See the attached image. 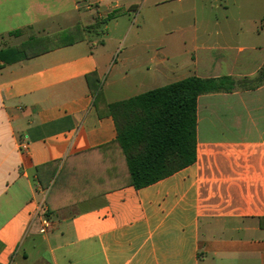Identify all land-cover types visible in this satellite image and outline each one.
<instances>
[{"label":"crops","instance_id":"1","mask_svg":"<svg viewBox=\"0 0 264 264\" xmlns=\"http://www.w3.org/2000/svg\"><path fill=\"white\" fill-rule=\"evenodd\" d=\"M2 50L0 264H264V0H0ZM190 77L235 88L137 189L108 105Z\"/></svg>","mask_w":264,"mask_h":264},{"label":"trees","instance_id":"2","mask_svg":"<svg viewBox=\"0 0 264 264\" xmlns=\"http://www.w3.org/2000/svg\"><path fill=\"white\" fill-rule=\"evenodd\" d=\"M55 38L32 40L39 47L34 53H29L27 43L15 51L23 50L24 58H28L50 50L49 43ZM9 51H0V60L9 62L5 57ZM87 79L91 91L99 95L100 85L93 86L89 76ZM263 81L264 66L258 84ZM234 88L230 77H190L108 105L117 130L115 144L125 159L127 182L139 189L192 165L196 159L198 96Z\"/></svg>","mask_w":264,"mask_h":264},{"label":"rangeland","instance_id":"3","mask_svg":"<svg viewBox=\"0 0 264 264\" xmlns=\"http://www.w3.org/2000/svg\"><path fill=\"white\" fill-rule=\"evenodd\" d=\"M247 84L250 85L251 83H244V82H243V83H242V86H246Z\"/></svg>","mask_w":264,"mask_h":264},{"label":"built area","instance_id":"4","mask_svg":"<svg viewBox=\"0 0 264 264\" xmlns=\"http://www.w3.org/2000/svg\"><path fill=\"white\" fill-rule=\"evenodd\" d=\"M44 223H45V225H47V222L46 221Z\"/></svg>","mask_w":264,"mask_h":264}]
</instances>
